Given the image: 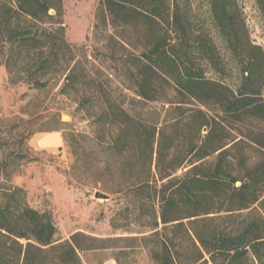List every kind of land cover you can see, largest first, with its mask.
I'll use <instances>...</instances> for the list:
<instances>
[{"label": "trees", "instance_id": "obj_1", "mask_svg": "<svg viewBox=\"0 0 264 264\" xmlns=\"http://www.w3.org/2000/svg\"><path fill=\"white\" fill-rule=\"evenodd\" d=\"M205 1L208 21L224 53L196 26L190 0L99 3L94 30L114 29L119 49L126 52L117 61L121 82L126 89L135 87L136 95L150 102L156 101V88L169 90L168 113L177 115L157 131L134 122L105 98L102 122L116 130L106 153L112 159L123 158L134 146L148 150L149 166H137L131 172L135 182L128 194L131 220L147 221L144 226L153 243L148 254L154 264H179L187 247L196 253L192 264L205 255L212 261L221 256L223 264H243L249 254L263 264L264 216L251 218L227 234L209 225L211 218H202L218 211L217 204L230 214L264 211V167L235 178L224 164L225 125L264 122V51L250 40L238 0ZM254 2L264 23V0ZM62 24L61 0H0V58L8 75L43 88L58 67L57 73L65 76L64 93L86 79L91 81L74 60ZM98 95L95 90L94 96L101 99ZM188 102L195 107L184 108ZM168 129L183 137L181 150L163 147ZM213 155H217L216 165L204 166ZM168 158L170 165L163 166ZM24 159L23 153L10 152L0 142V264H81L80 252L110 249L105 245L110 240L82 233L69 240L57 238L51 214L31 208L26 191L12 182L21 174ZM181 168L185 172L175 176ZM118 227L112 222L114 230Z\"/></svg>", "mask_w": 264, "mask_h": 264}, {"label": "rangeland", "instance_id": "obj_2", "mask_svg": "<svg viewBox=\"0 0 264 264\" xmlns=\"http://www.w3.org/2000/svg\"><path fill=\"white\" fill-rule=\"evenodd\" d=\"M101 1L61 0L65 41L73 47L74 60L80 62L91 77V81L86 79L77 89L62 92L65 76L57 73L58 67L53 69L58 71L46 79L45 87L33 88L16 81L15 75H8L0 58V142L10 152L24 154L21 174L14 176L12 182L26 191L31 208L51 214L58 239L69 240L73 234L82 233L110 240L105 244L110 249L80 252L81 264H154L148 254L153 243L144 226L147 221L131 220L132 202L128 194L135 182L131 172L137 166H149L148 150L143 145L140 150L134 146L123 154V158L108 157L106 152L116 130L102 122L103 101L107 98L134 122L157 131L177 115L174 111L168 113L170 104L166 102L172 98L169 90L156 88L153 94L156 101L150 102L138 97L135 87L126 89L121 82L122 72L117 70V61L126 52L119 49L113 36L114 29L101 27L94 30ZM190 1L196 26L208 33L224 53L223 43L208 21L206 1ZM238 6L250 40L264 51V23L254 0H238ZM127 50L135 53L131 47ZM95 90L101 99L94 96ZM183 107L194 108L195 103L188 102ZM116 114L123 119L118 111ZM225 129L224 149L227 153L224 164L233 177L243 178L255 168L264 167V122L227 123ZM205 133L206 130H202V134ZM165 134L163 147L181 150L185 145V142L181 143L183 137L180 134L174 136L169 129ZM53 135L60 136V147L41 149L32 145L36 140ZM169 152L175 154L174 150ZM155 158L154 153L151 166H154ZM169 162L168 158L163 166H169ZM216 163L217 155L203 162L210 168ZM183 172L185 170L181 168L175 176ZM96 193H102L108 199H96ZM223 208L217 204L214 209L218 211L202 218H211L209 225L226 234L239 230L251 218L264 216V211L256 206L253 208L257 210L241 215L226 213ZM112 222L119 226L117 230L112 228ZM187 249L181 251L179 264H192L196 253ZM261 258L264 264V246ZM195 264H223V257H214L212 261L205 255ZM243 264L259 262L249 254Z\"/></svg>", "mask_w": 264, "mask_h": 264}, {"label": "crops", "instance_id": "obj_3", "mask_svg": "<svg viewBox=\"0 0 264 264\" xmlns=\"http://www.w3.org/2000/svg\"><path fill=\"white\" fill-rule=\"evenodd\" d=\"M61 143H62V140L60 136L53 135V136H48V137L36 140L33 142L32 145L35 147L41 148V149H48V148L60 147Z\"/></svg>", "mask_w": 264, "mask_h": 264}, {"label": "water", "instance_id": "obj_4", "mask_svg": "<svg viewBox=\"0 0 264 264\" xmlns=\"http://www.w3.org/2000/svg\"><path fill=\"white\" fill-rule=\"evenodd\" d=\"M95 198L96 199H101V200H107L108 199V197L106 195L102 194V193H96L95 194Z\"/></svg>", "mask_w": 264, "mask_h": 264}]
</instances>
